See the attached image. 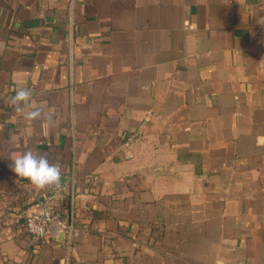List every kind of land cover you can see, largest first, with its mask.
Instances as JSON below:
<instances>
[{"label":"crops","instance_id":"0c3cea01","mask_svg":"<svg viewBox=\"0 0 264 264\" xmlns=\"http://www.w3.org/2000/svg\"><path fill=\"white\" fill-rule=\"evenodd\" d=\"M259 20L264 0H0V264H264ZM27 149L63 190L16 176ZM39 194L70 248L31 241Z\"/></svg>","mask_w":264,"mask_h":264},{"label":"clouds","instance_id":"9594fccd","mask_svg":"<svg viewBox=\"0 0 264 264\" xmlns=\"http://www.w3.org/2000/svg\"><path fill=\"white\" fill-rule=\"evenodd\" d=\"M264 26V20L257 21ZM16 94L11 98V103L17 112H22L24 107L29 106L32 91L28 88H18ZM41 117L39 109L28 112V118L35 120ZM12 163L10 169L16 176L24 178L36 190L58 187L61 182V168L57 163H51L48 157L32 149H27L18 155H11Z\"/></svg>","mask_w":264,"mask_h":264},{"label":"built area","instance_id":"2783aa9c","mask_svg":"<svg viewBox=\"0 0 264 264\" xmlns=\"http://www.w3.org/2000/svg\"><path fill=\"white\" fill-rule=\"evenodd\" d=\"M10 91H15L12 86ZM55 191L64 189L60 182L58 187H52ZM33 211L26 217L24 225L27 234L34 243L39 245L47 243L51 239V228L57 226L59 231L66 235L65 245L69 248L78 236V226L71 215L65 216L57 212L46 194H39L32 197ZM56 240L58 239L55 236Z\"/></svg>","mask_w":264,"mask_h":264},{"label":"water","instance_id":"95a60500","mask_svg":"<svg viewBox=\"0 0 264 264\" xmlns=\"http://www.w3.org/2000/svg\"><path fill=\"white\" fill-rule=\"evenodd\" d=\"M51 233H53L54 236H57L58 240L61 243H65L66 235L64 232L59 231V229L56 225L51 228Z\"/></svg>","mask_w":264,"mask_h":264},{"label":"trees","instance_id":"16d2710c","mask_svg":"<svg viewBox=\"0 0 264 264\" xmlns=\"http://www.w3.org/2000/svg\"><path fill=\"white\" fill-rule=\"evenodd\" d=\"M62 184V183H61ZM68 201H69V197H65L64 198V204H65V209H66V212H67V210H68ZM57 212H59L60 214L62 213L60 210H58ZM65 216H68V214L67 215H65Z\"/></svg>","mask_w":264,"mask_h":264}]
</instances>
